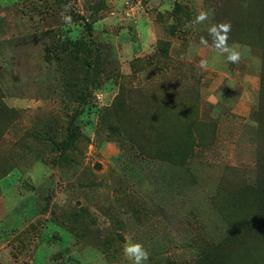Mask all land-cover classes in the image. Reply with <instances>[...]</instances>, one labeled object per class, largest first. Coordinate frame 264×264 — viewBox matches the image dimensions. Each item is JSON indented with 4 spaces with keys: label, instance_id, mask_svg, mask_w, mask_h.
Instances as JSON below:
<instances>
[{
    "label": "rangeland",
    "instance_id": "1",
    "mask_svg": "<svg viewBox=\"0 0 264 264\" xmlns=\"http://www.w3.org/2000/svg\"><path fill=\"white\" fill-rule=\"evenodd\" d=\"M129 240L264 264V0H0V264H131Z\"/></svg>",
    "mask_w": 264,
    "mask_h": 264
},
{
    "label": "clouds",
    "instance_id": "2",
    "mask_svg": "<svg viewBox=\"0 0 264 264\" xmlns=\"http://www.w3.org/2000/svg\"><path fill=\"white\" fill-rule=\"evenodd\" d=\"M246 7V4L244 5ZM214 15L212 10L201 8L198 10L194 21H189L186 27H191L194 24H203L209 21L207 28L208 36L211 37V47L219 55L226 59L230 64H237L243 57L241 45L238 43L229 44L232 25L230 21L210 22ZM67 19H70L68 17ZM200 43L204 47H208L209 42L206 38L201 37ZM202 70L209 67L207 59H201L198 65ZM123 254L131 261V264H146L149 260V252L140 242L126 241L122 247Z\"/></svg>",
    "mask_w": 264,
    "mask_h": 264
},
{
    "label": "trees",
    "instance_id": "3",
    "mask_svg": "<svg viewBox=\"0 0 264 264\" xmlns=\"http://www.w3.org/2000/svg\"><path fill=\"white\" fill-rule=\"evenodd\" d=\"M120 239H121V236H120ZM123 240V239H122ZM217 252V248L214 250V253H216ZM172 263V262H171ZM172 264H176V263H172Z\"/></svg>",
    "mask_w": 264,
    "mask_h": 264
}]
</instances>
